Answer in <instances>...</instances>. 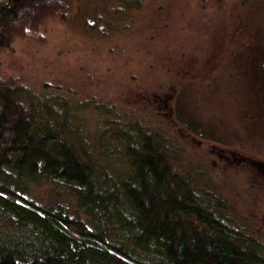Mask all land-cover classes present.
I'll list each match as a JSON object with an SVG mask.
<instances>
[{
    "label": "rangeland",
    "instance_id": "374dc122",
    "mask_svg": "<svg viewBox=\"0 0 264 264\" xmlns=\"http://www.w3.org/2000/svg\"><path fill=\"white\" fill-rule=\"evenodd\" d=\"M104 2L81 0L15 38L0 50L1 77L66 102L90 140L115 121L167 129L184 149L181 171L204 169L196 184L264 243V0H146L92 30ZM32 189L39 204L62 201L86 220L69 188Z\"/></svg>",
    "mask_w": 264,
    "mask_h": 264
},
{
    "label": "trees",
    "instance_id": "16d2710c",
    "mask_svg": "<svg viewBox=\"0 0 264 264\" xmlns=\"http://www.w3.org/2000/svg\"><path fill=\"white\" fill-rule=\"evenodd\" d=\"M145 1L105 0L92 30L111 28ZM80 2L6 0L0 50L48 18L66 19ZM71 111L0 75V264H264L262 240L196 184L206 171H181L179 138L130 120L90 140ZM45 180L69 188L86 220L62 201L33 200V185Z\"/></svg>",
    "mask_w": 264,
    "mask_h": 264
},
{
    "label": "crops",
    "instance_id": "0c3cea01",
    "mask_svg": "<svg viewBox=\"0 0 264 264\" xmlns=\"http://www.w3.org/2000/svg\"><path fill=\"white\" fill-rule=\"evenodd\" d=\"M6 0H0V5H3V3H5Z\"/></svg>",
    "mask_w": 264,
    "mask_h": 264
}]
</instances>
